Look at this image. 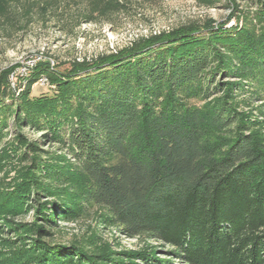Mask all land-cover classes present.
Returning <instances> with one entry per match:
<instances>
[{"label":"trees","instance_id":"trees-1","mask_svg":"<svg viewBox=\"0 0 264 264\" xmlns=\"http://www.w3.org/2000/svg\"><path fill=\"white\" fill-rule=\"evenodd\" d=\"M13 1L20 2L0 8L1 26L11 21ZM35 5L20 14L30 18ZM124 7L87 0L85 19H110ZM42 78L52 92L32 96ZM245 82L264 99V0L255 12L235 7L224 23L184 24L93 58L37 62L12 122L62 141L67 135L82 181L75 199L53 191L58 206L43 217L61 211L59 204L72 216L98 206L126 235L163 242L185 264H264V140L244 124L227 130L235 114L223 98L212 107L191 101ZM8 93L0 85V103ZM29 192L22 187L4 204L22 212ZM21 224L29 246L10 264H68L67 251L80 253L76 243L40 238L45 229L36 223Z\"/></svg>","mask_w":264,"mask_h":264},{"label":"rangeland","instance_id":"rangeland-1","mask_svg":"<svg viewBox=\"0 0 264 264\" xmlns=\"http://www.w3.org/2000/svg\"><path fill=\"white\" fill-rule=\"evenodd\" d=\"M4 1L0 0V8ZM120 1L125 4L120 12L110 19L96 21L85 19L87 0L13 1L11 21L0 25V85L6 86L9 92L0 103V117L2 109H8L0 134V264H10L11 257L22 256L28 248V244H23L27 234L16 228L21 223L40 225L45 229L40 238L50 242L78 244L80 253L67 251L68 264H158V260L162 264H185L163 242L126 235L109 213L98 206L72 216L64 204H59L61 211L44 218L43 215L49 217L58 206L54 192L64 196L67 193L75 199L82 181L73 167L75 159L66 141L67 135L65 142L30 123L16 127L12 122L15 114L12 106L28 87L32 69L45 57L60 63L93 58L127 46L140 36L170 31L184 24L207 20L224 23L235 7L255 12L261 0H216L213 6L198 0ZM31 3L40 6H34L30 18L22 16L20 12ZM235 23L233 17L225 26ZM220 80L241 82L237 77ZM52 89L47 79L42 78L32 87L31 95L51 93ZM220 98L235 114L227 130H238L244 124L246 133H254L264 140V99L253 94L251 85L245 82L229 93L221 90L207 99L191 101L212 107ZM31 142L36 147H30ZM28 186L30 192L22 202V212L16 213L13 207L4 204L9 200L8 194Z\"/></svg>","mask_w":264,"mask_h":264}]
</instances>
